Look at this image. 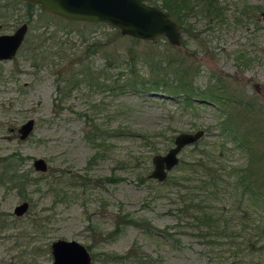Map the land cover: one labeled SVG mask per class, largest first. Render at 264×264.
<instances>
[{
	"label": "rangeland",
	"instance_id": "obj_1",
	"mask_svg": "<svg viewBox=\"0 0 264 264\" xmlns=\"http://www.w3.org/2000/svg\"><path fill=\"white\" fill-rule=\"evenodd\" d=\"M217 1L222 19L210 23L201 15L190 16L187 30L180 29V43L171 44V50L193 60V87L205 90L209 84L223 83L228 94L231 85L232 93L264 107V0ZM15 6L18 15L0 22V33L22 22L27 29L16 54L0 60V155L22 157L18 171L25 172L27 184L20 193L0 185V264H51L50 242L59 237L84 244L90 264H264V237L251 239L264 209L250 205V214L241 217L236 197L225 186L228 177H223L226 183L218 186V193L206 196L195 178H184L181 163L197 157L200 149L226 166L245 162L246 153L219 132L224 113L218 102L197 98L191 107L160 90L111 91L104 84L116 76L118 67L106 65V55L120 60L125 47L147 50L151 40L137 38L135 43L103 22L84 29L36 4L27 21L26 7ZM43 39L44 49L36 56L33 47ZM91 40L97 41L95 51L79 50ZM138 67L145 75V66ZM71 73L74 85L61 95L59 76ZM28 117L34 119L32 132L19 139L15 128ZM261 117L264 125V112ZM86 120L102 128H127L129 134H106L93 142L85 135ZM196 129L204 130L197 147H182L178 163L164 180L147 176L152 154L165 152L178 132ZM36 157L46 161V170L33 169ZM104 177L116 178L110 182ZM190 198L204 199V208L221 217L218 223L224 231L211 243L210 236L193 227ZM23 199L28 208L15 216L12 208ZM121 212L153 228L130 222L110 237ZM130 247L153 261L144 263V255L110 257Z\"/></svg>",
	"mask_w": 264,
	"mask_h": 264
},
{
	"label": "trees",
	"instance_id": "obj_2",
	"mask_svg": "<svg viewBox=\"0 0 264 264\" xmlns=\"http://www.w3.org/2000/svg\"><path fill=\"white\" fill-rule=\"evenodd\" d=\"M146 1L158 4L161 8L167 11L170 17L177 23L179 30H187V25H189L188 18L193 15H201L210 23L222 19V7L217 0ZM17 3H20L21 5L23 4V6L26 7V19L29 21V16L32 12L31 7L35 3L25 0H3L0 1V22L5 24L10 22L9 20L12 15H18V11H15V5ZM61 20L75 21L76 23L83 25L84 29L85 27L94 26L100 23L83 20H68L64 18ZM14 21L17 22L18 20L15 18ZM117 31L120 32L115 28L114 32L117 33ZM84 34V31L80 32V44H84L82 41L85 40ZM129 37L135 43L137 42V38ZM159 38L150 41V45L153 46L147 50L137 51L134 50L132 46L125 47L120 60L111 57L112 55L110 56L108 53L106 55L107 60L105 64L112 67H118V71L116 76L111 79L108 84L104 85L107 86L109 90L118 93L126 91L136 92L139 90H160L172 96L177 95V99L183 104L191 105V107H195L194 103L197 98H208L214 102H218L217 104L221 107V110L224 113V116L220 121L219 132L227 135L226 138L231 139L234 146L239 147L246 153L245 162L241 166H226L220 164V161L214 157L213 153L205 152L203 149H200L201 152L197 157L189 159L186 163H181L183 160H180V163L183 165L182 168L186 171L184 178H195L197 182L196 187L203 190L202 195L204 196L207 194L218 193L221 190L218 186L227 182L225 186H227V189L230 190L234 197H236V206L239 209L241 217L250 214V211H247L250 205L259 206L260 209H264V125L261 121L264 107L250 97H244L241 94L237 95L232 93L233 88H231L230 84L228 85H230L229 88L231 90H228V94L225 92V84L223 83L221 85L218 83L213 86L209 84L205 90H198L193 87L191 85V79L193 78V75L196 74L197 70L196 66L192 65L193 60H190L188 54L183 53L180 50L174 53L171 50L173 46L165 38V41L161 43ZM43 44L44 39L34 45V54L36 56L43 51ZM158 44H162V48L155 49L156 47L154 46H157ZM96 46L97 41L91 40L79 50L83 51V48H87V50L90 49L91 51H95ZM111 53L112 52H110V54ZM138 65L145 66V75L139 72ZM73 79L74 75L72 73L68 76L61 74L59 76L61 84H57L58 93L66 95L74 85ZM216 80L219 82V79L216 78ZM234 106H236L237 110L234 108V112L231 116V107ZM234 113H236L235 116ZM88 121L89 120L85 121V135L93 142H95L96 137H103L106 134L108 136L129 134V129L127 128H102L99 123ZM198 140L199 139L192 143L194 148L197 147ZM223 177H228L226 182L223 180ZM104 178L113 182L116 177ZM140 178L142 179L141 176ZM203 200L198 198L191 199L190 203L188 201L185 205L191 204L190 206L193 208V227L200 231L202 236H210L207 239V242L211 243L214 237L217 236L218 232L223 233L225 226L218 223V220L221 217H213L212 213L204 208L202 204ZM130 222L142 225L148 230L153 228L151 225H147L142 218H133L128 212H121L118 213L112 229L108 232L109 236L113 237L121 231L123 226ZM256 226V228L253 227L255 232L252 231V234L255 235L251 238L254 241H256L257 238L260 240L264 237V213L261 215L259 223H257ZM239 234L241 233L239 232ZM142 255H144V257ZM110 257L116 260H121L123 258L139 259L143 257L141 260H143L144 263H151L153 261L152 257L142 251L138 255L133 247H130L123 253L113 254Z\"/></svg>",
	"mask_w": 264,
	"mask_h": 264
},
{
	"label": "water",
	"instance_id": "obj_3",
	"mask_svg": "<svg viewBox=\"0 0 264 264\" xmlns=\"http://www.w3.org/2000/svg\"><path fill=\"white\" fill-rule=\"evenodd\" d=\"M38 5L40 9L54 13L68 20L103 22L118 29L122 34L145 40L164 37L170 44L180 43V30L169 13L158 4L146 0H25ZM264 21V9L260 11ZM27 29L25 22L14 30L0 33V59H10L22 43ZM32 119L24 121L20 127V137L32 128ZM204 134L203 129L178 132L163 153L151 155L152 168L147 176L162 181L167 172L178 163V152L192 144ZM35 169L44 170L46 163L41 157L33 161ZM26 201L17 204L15 213H21ZM51 264H90L91 254L86 246L74 239L56 238L50 242Z\"/></svg>",
	"mask_w": 264,
	"mask_h": 264
},
{
	"label": "flooded vegetation",
	"instance_id": "obj_4",
	"mask_svg": "<svg viewBox=\"0 0 264 264\" xmlns=\"http://www.w3.org/2000/svg\"><path fill=\"white\" fill-rule=\"evenodd\" d=\"M21 45V44H20ZM19 45V46H20ZM19 48V47H18ZM18 50V49H17ZM16 50V51H17ZM16 54V52L11 56V58ZM10 58V59H11ZM0 60H4V59H0ZM31 118L32 119V128L31 130L24 136V137H20V132H19V127L20 125L26 121L27 119ZM24 121H22L16 128H15V132L17 134V137L19 139H25L26 137H28L30 135V133L32 132L33 126H34V119L32 117H28L26 118ZM12 129V128H10ZM37 158V157H36ZM42 158V157H41ZM35 158L32 159L31 165L33 167V169H35L34 165H33V161ZM43 159V158H42ZM18 160H22L21 156H15L13 153L11 154H5V155H0V185L1 186H6L7 189L14 187L17 189V191L20 193L23 191L25 185L27 184L26 182V174L25 172L22 171H18V165L19 162ZM45 161V160H44ZM46 163V161H45ZM47 168V165H46ZM46 168L44 170H46ZM38 170V169H35ZM44 170H38V171H44ZM24 186V187H23ZM26 201V207L25 209L21 212V213H15L14 212V208L17 204H20L21 202ZM28 208V201L26 199H23L21 201H19L18 203H16L13 208H12V213L15 216H20L21 214H23Z\"/></svg>",
	"mask_w": 264,
	"mask_h": 264
}]
</instances>
